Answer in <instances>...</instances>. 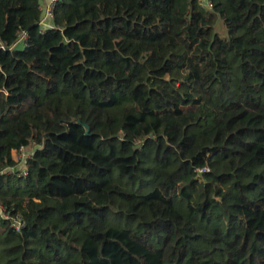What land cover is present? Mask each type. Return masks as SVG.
Returning a JSON list of instances; mask_svg holds the SVG:
<instances>
[{
	"label": "trees",
	"instance_id": "obj_1",
	"mask_svg": "<svg viewBox=\"0 0 264 264\" xmlns=\"http://www.w3.org/2000/svg\"><path fill=\"white\" fill-rule=\"evenodd\" d=\"M210 1L0 0V264H264V0Z\"/></svg>",
	"mask_w": 264,
	"mask_h": 264
},
{
	"label": "built area",
	"instance_id": "obj_2",
	"mask_svg": "<svg viewBox=\"0 0 264 264\" xmlns=\"http://www.w3.org/2000/svg\"><path fill=\"white\" fill-rule=\"evenodd\" d=\"M56 0H51L48 4H46L45 6H41V9L43 11V17L41 19V28L42 25L44 23H46V20L48 17H53V8L55 5ZM199 2L202 5H211V1L210 0H199ZM43 29V28H42ZM45 30V29H43ZM28 38V33L26 31H22L19 39L17 40V42L15 43V46H22L25 45L26 41ZM32 153V152H31ZM31 153L29 154L26 147L22 146L20 149L18 150H13L12 154L15 156V158L17 160H19L20 162H24V160L31 155ZM18 169V167L12 168L11 170L16 171ZM23 173H26L25 171ZM0 214L9 220L11 226L13 228H15L17 231H21L22 228L24 227V222L22 220V218L18 215H10L2 206H0Z\"/></svg>",
	"mask_w": 264,
	"mask_h": 264
},
{
	"label": "rangeland",
	"instance_id": "obj_3",
	"mask_svg": "<svg viewBox=\"0 0 264 264\" xmlns=\"http://www.w3.org/2000/svg\"><path fill=\"white\" fill-rule=\"evenodd\" d=\"M216 30H217L222 36H224V37L227 36V31H226V29H225V27H224V25H223V23H222V21H221L220 19H218V21H217V23H216ZM33 150H34V146L31 147V148H29L27 151H28V153L30 154ZM23 165H24V162H22V163L20 164L21 167H22ZM199 172H201V171H199Z\"/></svg>",
	"mask_w": 264,
	"mask_h": 264
},
{
	"label": "crops",
	"instance_id": "obj_4",
	"mask_svg": "<svg viewBox=\"0 0 264 264\" xmlns=\"http://www.w3.org/2000/svg\"><path fill=\"white\" fill-rule=\"evenodd\" d=\"M50 1H51V0H41L40 4H41V6L43 7V6H45L46 4H48ZM53 24H54V22H53V17H48L47 20H46V23H44V24L42 25V28H43V29H47V28H49V27H52Z\"/></svg>",
	"mask_w": 264,
	"mask_h": 264
},
{
	"label": "water",
	"instance_id": "obj_5",
	"mask_svg": "<svg viewBox=\"0 0 264 264\" xmlns=\"http://www.w3.org/2000/svg\"><path fill=\"white\" fill-rule=\"evenodd\" d=\"M88 131L90 130V127L87 125Z\"/></svg>",
	"mask_w": 264,
	"mask_h": 264
}]
</instances>
